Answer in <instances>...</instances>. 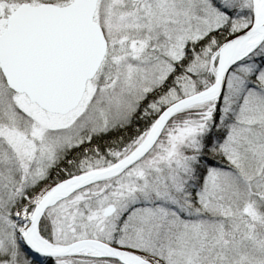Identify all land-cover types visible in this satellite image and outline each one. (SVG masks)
I'll use <instances>...</instances> for the list:
<instances>
[{"label": "snow or ice", "instance_id": "6c2138e0", "mask_svg": "<svg viewBox=\"0 0 264 264\" xmlns=\"http://www.w3.org/2000/svg\"><path fill=\"white\" fill-rule=\"evenodd\" d=\"M0 264H264V0H0Z\"/></svg>", "mask_w": 264, "mask_h": 264}]
</instances>
